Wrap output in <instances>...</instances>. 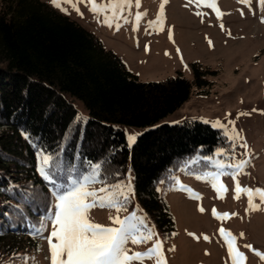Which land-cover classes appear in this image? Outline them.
Returning a JSON list of instances; mask_svg holds the SVG:
<instances>
[{
    "label": "trees",
    "instance_id": "1",
    "mask_svg": "<svg viewBox=\"0 0 264 264\" xmlns=\"http://www.w3.org/2000/svg\"><path fill=\"white\" fill-rule=\"evenodd\" d=\"M190 67L192 80L177 73L140 81L91 31L46 2L0 0V246L39 241L30 226L53 198L37 171L38 149L81 172L100 163L110 183L130 180L128 208L143 212L163 238L173 235L166 193L174 175L202 173L203 163L187 169V162L229 144L207 123H159L193 88L210 85L206 76L215 71ZM124 127L149 128L128 146Z\"/></svg>",
    "mask_w": 264,
    "mask_h": 264
},
{
    "label": "rangeland",
    "instance_id": "2",
    "mask_svg": "<svg viewBox=\"0 0 264 264\" xmlns=\"http://www.w3.org/2000/svg\"><path fill=\"white\" fill-rule=\"evenodd\" d=\"M41 1L91 31L140 81H161L177 73L192 80L190 64L195 62L215 71V74L206 76L210 85L205 90L201 92L193 88L190 98L159 123L175 125L208 121L207 124L213 127V123L219 121L226 125V128L213 127L220 130L229 143L217 147L213 154L217 149L223 148L228 155L214 159H224L226 163H231L233 153L236 160L247 159L249 163L244 168L246 174L237 177L240 185L264 189V23L261 22L264 8L258 0H251V6L238 0H216L222 13L219 19L215 11L205 6L189 4L188 0H167L162 13V31L156 27L148 28L147 23L156 19L162 0H140L139 8L133 3V7L124 13L128 22L121 20L119 30L115 25L109 28L98 22L103 17L94 18L84 4L77 5L83 13L80 16L63 0L61 7L67 10V14L54 7L50 0ZM198 11L204 15H196ZM136 12H146L147 15L140 21L137 30L133 31ZM78 108L81 109L79 105ZM240 113L245 115H238ZM228 121H234V129L241 139L230 141L226 137L225 131L231 134L233 130V125ZM148 128L124 127L127 145L133 144L129 145V135L137 137ZM245 143L248 145L247 149L240 147ZM205 170L217 171L211 166ZM202 174L203 172L189 175L176 173L174 189L166 193L175 231L170 237L163 238L155 227L154 230L163 243L167 264H232L225 242L219 234L221 227L236 237V246L246 256L245 264H264V260L244 247L251 245L264 254V203L255 197L253 203L258 204L259 209L246 211L249 208L248 198L243 194L240 199L233 198L235 182L231 176L221 177V182L227 186L228 191L221 192L223 199H220L210 182L195 178ZM201 207L203 212L199 210ZM213 208L218 214L235 215L217 219L212 215ZM132 211L145 216L139 209L131 210V207L127 212H121L120 216H127ZM115 215L114 210L101 208H93L89 212V218L93 222L105 226H112L109 217ZM146 219L153 226L147 217ZM50 231L51 226L48 232ZM48 232H45V236ZM204 235L209 239L204 240ZM35 238L39 241L31 239L36 242L34 244L16 238L18 245L0 246V264H25L21 257H28V264H50L47 240ZM153 242L146 245L128 244L127 247L133 252H144ZM15 246L19 248L13 249ZM143 264H155V261L145 260Z\"/></svg>",
    "mask_w": 264,
    "mask_h": 264
},
{
    "label": "snow or ice",
    "instance_id": "3",
    "mask_svg": "<svg viewBox=\"0 0 264 264\" xmlns=\"http://www.w3.org/2000/svg\"><path fill=\"white\" fill-rule=\"evenodd\" d=\"M238 2L251 6V0H238ZM50 3L67 14V10L61 7V0H50ZM63 3L70 5L80 16H83V13L77 5L84 4L94 18L103 17L98 22L109 28L115 25L117 30L121 26V20L124 23L128 22V17L124 15L125 11L132 8L133 3L136 8L140 7V0H99V2L98 0H63ZM165 3L167 0H162L156 19L147 22L148 28L156 27L160 31L163 30L162 13ZM188 3L212 9L218 19L222 16L216 0H188ZM258 3L264 8V0H258ZM195 14L204 15L199 11ZM146 15V12L135 13L133 31L137 30L140 21ZM261 22L264 23V17ZM221 28L223 29L222 24ZM169 38L171 39V30H169ZM209 44L211 46V41ZM145 50L147 51V46ZM177 51L179 52V49ZM238 115H245V113ZM77 119L86 118L78 116ZM228 123L233 125V130L231 134L225 131L226 137L230 141L241 139L240 134L234 129V121H228ZM213 127L226 128V125L216 121ZM22 135L30 141L27 133L22 132ZM135 139V135H129V145L134 143ZM240 147L247 149L248 145L245 143ZM227 155L226 150L220 148L213 156L192 158L185 167L190 169L194 165L203 163L204 169L210 166L217 169L215 172L205 170L202 175H196L195 178L210 182L220 199H223L220 193L228 191L227 186L221 182V177L231 176L235 182L233 198L240 199L242 194L246 195L249 205L246 211L258 210L259 205L254 204L253 199L258 197L261 203H264V189L242 187L237 179L239 175L246 174L244 168L249 161L247 159L236 160L234 153L231 163H226L224 159H214V157ZM246 155L247 152H245ZM37 160V171L49 183L53 202L44 213H38L39 219L31 224L29 234L47 240L50 264H143L145 260H154L155 264H167L163 243L155 232L154 226H150L147 222L146 217L138 215L136 211L130 212L127 216H120L121 212L128 211V204L134 195L130 180L127 183L119 180L116 183H110L106 177L102 176V164L89 161L90 171L81 172L70 162L65 164L58 156L49 154L44 149L37 150ZM225 169L232 171H224ZM95 185H100V187L96 188ZM185 190L191 191V189ZM93 208L114 210L116 215L109 217L112 226L93 222L89 218V212ZM199 210L204 211L202 207ZM212 215L217 219H226L235 213L218 214L213 208ZM49 226H51L50 232H48ZM45 232H48L47 236ZM219 234L225 242L232 264H245L246 256L236 246V237L223 227L219 229ZM189 235L194 234L189 233ZM203 239L208 240L209 237L204 235ZM152 241L154 242L151 247L144 252H133L127 247L128 244L146 245ZM244 247L252 250L264 260V254L253 249L251 245H244ZM21 259L28 264V257H21Z\"/></svg>",
    "mask_w": 264,
    "mask_h": 264
}]
</instances>
